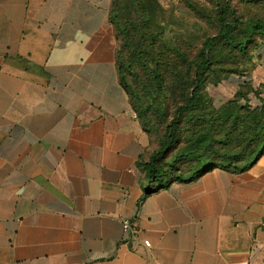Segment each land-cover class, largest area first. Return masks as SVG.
Here are the masks:
<instances>
[{"label": "crops", "instance_id": "1", "mask_svg": "<svg viewBox=\"0 0 264 264\" xmlns=\"http://www.w3.org/2000/svg\"><path fill=\"white\" fill-rule=\"evenodd\" d=\"M111 2L0 0V264H264V153L148 177Z\"/></svg>", "mask_w": 264, "mask_h": 264}, {"label": "rangeland", "instance_id": "2", "mask_svg": "<svg viewBox=\"0 0 264 264\" xmlns=\"http://www.w3.org/2000/svg\"><path fill=\"white\" fill-rule=\"evenodd\" d=\"M138 2L148 5L151 29L156 39L173 43L187 55L190 62L197 59L204 40L218 33L216 8L224 4L232 7L241 30L254 22L264 24V0H229V3L227 0ZM211 55V69L202 88L201 111L190 116L189 123L187 119L182 122L179 142L157 162V166L165 172V180L172 177L187 179L194 173L196 160L188 152L195 141L189 130L199 121L200 127L208 129V139L200 144V161L210 158L213 163L230 164V168L238 170L251 160L247 156L249 142L238 133L247 132L248 120L254 115L252 109L264 104V36L256 34L252 37L248 56L218 44ZM131 70L132 73L126 74L128 84H132L131 74L136 72L134 68ZM249 88L260 92L259 95L247 91ZM164 105L165 101L162 100V107ZM148 115L155 126L150 135L159 149L164 141L165 122L153 110ZM206 166H201V169Z\"/></svg>", "mask_w": 264, "mask_h": 264}, {"label": "trees", "instance_id": "3", "mask_svg": "<svg viewBox=\"0 0 264 264\" xmlns=\"http://www.w3.org/2000/svg\"><path fill=\"white\" fill-rule=\"evenodd\" d=\"M147 6L146 2L138 0H112L108 19L118 40L115 59L119 81L126 89L142 126L152 134L151 129L155 126L148 115L151 110L165 122L162 146L152 154L147 166L148 177L156 179L164 178L165 172L157 166V162L170 147L179 142L182 122L187 119L189 123L190 116L201 111L202 88L211 69L214 47L217 44L229 46L238 54L248 56L249 42H252V37L256 34L264 36V24L254 22L241 30L240 21L232 7L224 4L216 8L218 33L204 40L197 59L190 62L187 55L173 43L156 39L151 29V15ZM131 68L136 69V72L131 74L132 84H128L126 74L132 73ZM247 91L254 95L260 93L251 88ZM161 99L165 101L164 107ZM252 110L254 115L248 120L247 132L238 133L244 135L245 141L249 142L247 156L251 160L238 170L230 168V164L213 163L210 158L200 161V144L208 139V129L200 127L199 121L189 130L195 143L191 144L194 146L188 155L192 154L191 158L196 160V169L187 179L198 177L215 167L243 171L264 153V104ZM166 117H169L168 122ZM204 165L206 167L201 169ZM176 180L182 178L164 180L160 187Z\"/></svg>", "mask_w": 264, "mask_h": 264}, {"label": "built area", "instance_id": "4", "mask_svg": "<svg viewBox=\"0 0 264 264\" xmlns=\"http://www.w3.org/2000/svg\"><path fill=\"white\" fill-rule=\"evenodd\" d=\"M123 230L125 232L124 241L126 243L139 240L138 235H137V231L135 230L131 220L126 219V220L123 221ZM141 243L145 247H149L150 246V242L147 239H142Z\"/></svg>", "mask_w": 264, "mask_h": 264}]
</instances>
